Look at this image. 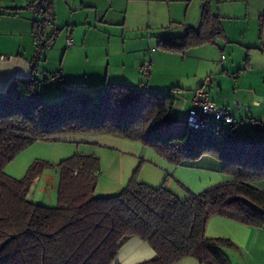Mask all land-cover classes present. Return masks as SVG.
<instances>
[{
  "label": "trees",
  "instance_id": "16d2710c",
  "mask_svg": "<svg viewBox=\"0 0 264 264\" xmlns=\"http://www.w3.org/2000/svg\"><path fill=\"white\" fill-rule=\"evenodd\" d=\"M202 2L199 29L158 38L159 49L184 54L223 37L209 0ZM48 77L16 78L0 91V264H113L131 237L155 252L139 264H174L186 257L229 264L224 248L232 243L206 238L208 219L264 226V138L238 136L235 123L190 129L173 113L172 94L123 85H106L96 95L83 85L65 87L60 100L48 102L41 94ZM101 135L141 142L175 167L211 158L229 181L181 200L163 185L138 182L134 173L119 194L96 198L100 159L77 153L57 164L56 206L44 207L27 197L48 163L35 161L20 179L4 172L37 140Z\"/></svg>",
  "mask_w": 264,
  "mask_h": 264
},
{
  "label": "crops",
  "instance_id": "0c3cea01",
  "mask_svg": "<svg viewBox=\"0 0 264 264\" xmlns=\"http://www.w3.org/2000/svg\"><path fill=\"white\" fill-rule=\"evenodd\" d=\"M37 1L0 0V57H4V59L0 58V91H4L13 79L35 77L42 80L57 70L61 71V81L65 87L83 85L82 89L91 95H96V91L106 85H123L142 89L143 87L138 86V82L141 81L138 78V75H141L139 69L144 62H150L151 74L147 77L149 80L144 90L167 94L169 92L163 88L162 80L156 76L158 73L159 75L162 73V69L167 63L174 60L170 58H176L180 64V73L183 71L187 79L190 75L196 77L197 72L201 70H207L211 75H218L220 70L229 73L228 70L232 71L236 67L234 60L231 63L228 61L217 64L208 55L210 49H202L206 45H211L212 48L216 47L217 40L213 44L207 43L190 49V52L186 53L187 58L185 53L184 55L174 52L178 55L157 53L149 60L147 56L139 55L135 60V55H127V38L123 36L124 31L119 47L113 46L111 43V36L117 35L115 27L121 26L120 28L123 30L127 27L126 19L120 22L115 21V14L119 12H113L112 0H55L51 5L55 18L54 23L48 27V34L53 37L54 45L44 54L39 67L34 71L30 61L35 50L33 27L37 17L34 14L33 6ZM186 1L190 2L191 0ZM188 4L196 6L197 12L200 13L201 23L202 0H192ZM209 5L212 15L220 19L223 37L219 39L225 40V35L230 32V28H233L230 26L236 25L240 36L251 37V39L244 40L245 45H248L245 47L261 52L264 57V0H209ZM141 21V18L138 17L136 28L140 27ZM224 22H226V28H224ZM237 29L233 28L235 31L232 32H237ZM68 33L73 41V46L67 48ZM149 54L155 53L151 50ZM105 56L107 61L103 58ZM193 57L197 59L196 62L187 61L188 58ZM246 62L251 67L249 54L246 57ZM206 82L207 80L204 81V78H201L196 86L188 88L191 99L190 102L187 100L185 102L195 108L190 109L186 115H177L186 118L189 114L197 111V107L192 103L193 94L198 89H204ZM184 87L188 86L177 88L182 96H184L183 89H186ZM212 89L210 86V90ZM178 91H176L177 94ZM220 92L222 91L220 90ZM215 97L218 98L216 95ZM234 103L237 109L243 110L239 119H245L248 121L247 123L252 120L264 125V95L257 89L243 87L238 102L234 101ZM174 106L175 102L172 110H174ZM230 113L233 115L232 111ZM73 139L100 147H130L133 149V146L136 145L119 135L75 136ZM136 146L141 147L138 143ZM141 149L145 150L146 154L140 153L139 157L145 158V162L169 177V179L162 180L161 185L176 196H178L177 191L183 190L186 192V196L188 193L198 195L229 181L227 176L221 174V166L205 168L195 163V167H175L158 157L151 149ZM89 154L95 155L94 153ZM174 187L175 189H173ZM205 237L224 239L232 243V246L224 248L229 264H264V226H247L225 217L211 216L205 226ZM154 255V250L147 242L137 237H131L121 245L113 264H139L150 260ZM174 264L201 263L193 257H186Z\"/></svg>",
  "mask_w": 264,
  "mask_h": 264
},
{
  "label": "rangeland",
  "instance_id": "374dc122",
  "mask_svg": "<svg viewBox=\"0 0 264 264\" xmlns=\"http://www.w3.org/2000/svg\"><path fill=\"white\" fill-rule=\"evenodd\" d=\"M112 1L114 8L113 12H119L115 14V21L120 22L126 19L127 27L125 30L120 28L121 26L115 27V29H117V35L111 36V43L113 46L117 45L119 47L122 42V32L124 31L123 36L127 38V55H135V60L139 55L147 56L148 60L152 56L155 57L157 53L178 55L176 53L174 54V52L159 49L157 46L158 38L182 36L189 28L197 30L200 26V13L197 12V8L194 5L195 2L190 6L188 4L192 2V0L190 2L186 0ZM138 17H140L142 21L139 23L140 27L136 28ZM225 23L226 22L223 24L224 28H226ZM230 27L237 29L236 25ZM233 28H230V32L225 35V40L217 39L216 47L212 48L213 46L206 45L202 48L210 49L208 50V55L212 58V61H216L217 64L226 63L228 61L231 63L234 60L236 67L232 69V71L228 70L229 73H224V71L220 70L218 72L219 74L217 73L218 75H211L207 70H201L197 72L198 74L196 77L190 75L187 79L183 71L180 73V64L176 58H170L174 60L167 63L160 75L158 73L157 76H155L162 80L163 88L169 93L172 92L174 95L175 106L173 113L176 115H186L190 109L195 108L185 102V100L190 102L191 99L188 88L196 86L198 81L204 78V81L207 80L204 90L208 93L209 100L213 101L216 106L220 108L225 107L228 111L231 110L233 112L237 121L235 123L236 134L243 138H256L260 140L264 138V125L260 124L254 126L252 120L247 124L238 122L239 118H241L240 113L243 112V110L237 109L234 101L238 102L240 91L245 86L255 88L264 95V57H262L261 52L255 49H247L245 46L248 45H245L246 43L244 40L251 39V37L248 36L243 38L239 35L238 29L237 32H232L235 31ZM151 50L155 54L150 55L149 53ZM189 52L190 50L185 52V54ZM248 54L251 58V67L250 64L248 66L246 62ZM185 56L187 58L188 55L186 54ZM103 58L107 61L106 56ZM189 58L187 60L188 62L197 61L195 57ZM104 64L106 65V62ZM139 75L138 78L139 80L141 79V81L138 82V86L144 89L147 87V81L149 79ZM179 86H188L184 87L186 89L182 91L184 92L182 93L184 96L178 91L177 88H179ZM210 86L213 88L212 90H210ZM220 90L222 92H220ZM176 91H178V94L181 96L178 95ZM62 93V89L53 88L50 84H43L41 88V94L48 102H57L60 100ZM215 95L218 96V98H216ZM183 107L185 109H182ZM244 110L246 109L244 108ZM127 141L136 145L138 143L141 147L136 145L133 146V149H130V147H100L94 144L88 145L79 139H73V137L37 140L18 153L15 158L7 164L4 172L13 178L20 179L24 177L29 166L35 161L48 163L50 166L46 167L34 181L27 197L33 203L44 207L56 206V191L59 182L57 164L77 153L87 155H90L89 153H94L100 159L101 172L94 193V197L96 198H109L119 194L134 173L136 174L137 181L140 183L155 187L162 186L161 181L165 178L169 179V177L156 170L153 165L144 161L145 158L142 159L143 157H139L138 155L140 153L146 154L144 153L145 150L141 148L146 149L147 147L138 141ZM196 164L205 168L221 166L219 162L208 157H203ZM173 189H175V187ZM180 189L182 188L180 187ZM183 191H177V197L181 200L186 198V192Z\"/></svg>",
  "mask_w": 264,
  "mask_h": 264
},
{
  "label": "built area",
  "instance_id": "2783aa9c",
  "mask_svg": "<svg viewBox=\"0 0 264 264\" xmlns=\"http://www.w3.org/2000/svg\"><path fill=\"white\" fill-rule=\"evenodd\" d=\"M55 0H38L33 7L36 21L33 27V43L35 46L34 55L30 61L31 68L38 66L43 55L51 49L54 44L53 37L48 34V27L54 23V13L51 5ZM73 41L69 33L66 38V47H72ZM4 59L3 56L0 57ZM140 73L144 78L151 74V63L144 62L140 67ZM48 82L53 88L64 89L65 86L61 81V71L57 70L48 77ZM192 103L197 107V111L189 114L186 124L190 129H200L206 127L210 123L218 124H234L235 117L225 108L216 106L209 100L208 93L204 89H198L194 92ZM238 122L247 123L245 119H239ZM254 126L257 122H252Z\"/></svg>",
  "mask_w": 264,
  "mask_h": 264
}]
</instances>
